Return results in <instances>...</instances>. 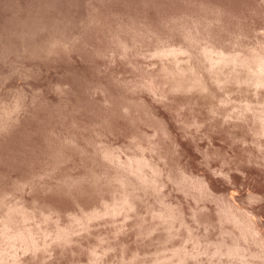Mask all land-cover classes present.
<instances>
[{
    "label": "rangeland",
    "instance_id": "1",
    "mask_svg": "<svg viewBox=\"0 0 264 264\" xmlns=\"http://www.w3.org/2000/svg\"><path fill=\"white\" fill-rule=\"evenodd\" d=\"M261 26L264 0H0V264H264V102L258 110L259 88L250 82L256 87L247 89L248 59L241 58L252 48L255 60L247 55L257 64L251 68L252 62L249 69L258 68L264 55ZM250 35L254 42L259 38L255 35L261 36L262 45L256 44L261 48L254 45L259 40L245 42ZM234 36L254 47L240 46L233 56L232 47H239ZM233 37L236 45H226ZM219 50L236 61L243 59L242 67L224 55L229 64L241 67L228 66L221 58L227 64L223 69L246 74L243 85L237 78L239 91L248 90L247 96L253 94L256 101L245 91L236 95L253 101L240 100L239 105L235 75L232 80L227 73L235 83L224 82L226 73L215 63L220 59L214 57L223 56ZM178 53L187 56L184 60H198L193 69L202 71L195 76L199 80L201 74L204 86L215 80L214 90L223 82L230 88L238 85L226 90L225 84L226 94L212 90L227 96L230 89L234 98L213 94L209 102L210 94V99L203 95L211 93L209 84L210 89L202 86L205 91L198 85L195 93L203 92L200 99L211 108L193 101L194 89H183L182 97L190 99L170 98L181 97L166 82L181 81L169 74ZM170 54L177 55L174 59ZM155 57L162 64L171 59L166 60L168 70L162 69L165 77L160 71L166 65L160 68L156 61L158 70ZM193 61L185 60V66L192 68ZM244 66L248 71L237 73ZM215 67L221 77L213 73L218 74ZM203 71L207 77L213 73L215 80H204ZM185 77L188 84L191 77ZM228 97L233 99L229 103ZM249 106L258 109L249 111ZM180 114L195 119L182 116L184 122ZM257 124L261 136L252 128ZM206 125L216 131L225 125L229 135ZM233 125L237 133L242 126L248 127L245 133L255 132L235 136ZM232 132L240 139L233 140ZM249 138L257 140L252 144L259 143L260 151L249 146L254 152H247ZM235 142L243 146L236 148ZM215 146L222 155L237 152V162L227 154H218L223 158L215 162Z\"/></svg>",
    "mask_w": 264,
    "mask_h": 264
},
{
    "label": "bare ground",
    "instance_id": "2",
    "mask_svg": "<svg viewBox=\"0 0 264 264\" xmlns=\"http://www.w3.org/2000/svg\"><path fill=\"white\" fill-rule=\"evenodd\" d=\"M262 26H263V24H262ZM262 26H261V27H262ZM253 28H254V27H253ZM262 28L264 29V27H262ZM262 28H261V29H262ZM250 29H251V28H250ZM261 29H260V31H262ZM258 30H259V29H258ZM246 31H247V30H246ZM249 32H250V31H249ZM249 32H248V33L246 32L247 34H246V33H242V34H240V35H243V34H244V35H245V34L248 35ZM257 32L259 33V31H256V33H257ZM263 32H264V31H262V33H263ZM251 33H253V32H251ZM237 34H238V33H237ZM240 35L238 34V36H240ZM244 35H243V37H244ZM251 35H253V34H251ZM251 35H250L249 37L246 36V37H248V38H246V37L243 38V39H245V40H247V39L249 40V38L251 39V41H245V42H248V43L250 42L249 44H253V43L257 42L258 40L260 41L261 36L255 35L256 38H257V37H259V38H258V40L256 39L257 41L254 42V40L252 39V36H251ZM238 36H234V37H236V40H235V41L238 40V42H239V41L241 40L240 42H241V44H242V43H243V44H242V45H239L240 42H239V44H238V42H237V45H238L239 47L241 46L242 48H243L244 46H246V45L249 46V47H251V46L254 47V45H256V44L259 45V43H261V41H260V42L258 41V42L255 43L254 45H251V46H250V45H248V44H246V43L244 44V41H243L242 39L239 40V37H238ZM234 37L231 38V39H233V40H230V42L225 41V42H226V45H227V43H228V45H229V43H231V44L233 45V44H234V39H235ZM237 37H238V38H237ZM255 37H253V38L255 39ZM241 38H242V37H241ZM229 39H230V38H229ZM227 40H228V39H227ZM252 40H253V41H252ZM262 40H263V39H262ZM231 41H232V42H231ZM263 41H264V40H263ZM223 42H224V41H223ZM263 43H264V42H263ZM223 44H225V43H223ZM234 45H236V42H235ZM257 45H256V46H257ZM261 45H262V43H261ZM230 46H231V45H230ZM219 47H220V45H219ZM231 47H232V46H231ZM239 47L236 46V50L234 49V48H235L234 46L232 47L231 50H233V51H232L233 56H234V54H235V56H236V53H234V51H237V48L240 49V51H241L242 48H241V47L239 48ZM222 48H224V46H223ZM245 48H246V47H245ZM257 48H261V46H260V47L257 46ZM211 49L214 50V48H211ZM217 49H218V48H217ZM248 49H249V48H248ZM248 49L246 48V50H248ZM251 49H252V48H251ZM251 49H249V50L251 51ZM254 49H255V48H254ZM262 49H264L263 46H262ZM224 50H225V49H224ZM224 50H219V51H220V54H221L222 51H223V52H222V54H223V53H224ZM231 50H229V51L231 52ZM209 51H210V50H209ZM215 51H216V49H215ZM240 51L238 50V52H240ZM250 51H245V50H244L243 53L240 52V54L242 53V57H241V58H244V57L246 56L247 58H244V59H248V60H247V61H248V65H247V64H246V65L244 64V65H245L246 68L249 70V73H248V74L250 75L249 78H247L248 76L246 77V78L248 79L247 82H249V83H247V82L245 81L246 79L243 80V83L246 82V86H247V87L250 86V87H248L247 89H249V88L252 89L253 87H256V86H253V87L251 86V85H253V84L255 83V84L257 85V88H259L260 91H261V90L263 89L262 86H264V85H263V84H264V77H263V78L261 77L262 74H263L262 76H264V73H263V72H264V61H263V60H264V55L262 54L263 56H261V57L263 58L262 61L260 60L261 62L258 60V61H259V62H258L259 65H257L258 68L256 69V67H255V70L253 69L254 71L251 72V70H252L251 68H252V67L254 68L256 61H254L255 63L252 61V60H255V59L252 58L253 55L250 56V53H251L253 50H252L251 52H250ZM212 52H213V51L211 50V53H212ZM217 52H218V51H217ZM246 52H247V53H246ZM248 52H249V53H248ZM209 53H210V52H209ZM209 53H208V54H209ZM215 53H216V52H215ZM218 53H219V52H218ZM225 53H227V52L225 51ZM188 54H190V52H189ZM208 54H207V55H208ZM238 54H239V53H238ZM238 54H237V55H238ZM243 54H244V56H243ZM245 54H246V55H245ZM247 54L251 57V59H252L251 61H250V58H248V55H247ZM155 55H156V54H155ZM170 55L174 58L175 55H177V54H174V55H173V54H170ZM178 55H179V53H178ZM181 55H182V54H181ZM186 55H187V53H186ZM217 55H218V54H217ZM217 55H216V56H217ZM224 55H225V54H223V56L218 55V57H217L216 59H215V57H214V60L217 61V59H218V60L220 59V62L218 61V62H215V63H218L219 65L221 64V65H220L221 67H220L219 70H222L224 73H226V71H224V69L226 68L225 66H227V64L225 65V63H226L230 58H233V57H231V56H232L231 54H228L230 57H229L228 55H225V57H224ZM167 56H168V58H171V56H169V55H167ZM189 56H190V55H189ZM189 56H188V57H189ZM194 56H195V55H194ZM209 56H211V55L209 54ZM214 56H215V55H214ZM220 56H221V57H220ZM240 56H241V55H240ZM184 57H187V56H184V55H183V57H180V55H179L178 58H180V60H179L178 58H176V59L179 60V61L177 60L176 63H175V60H176L175 58H174V59H175L174 62H173V61H170L171 59H168V60H167V58H166L167 62L170 61V66H171L172 63H174V67H172V68H171V67L169 68V64H167L166 60H165V63H163V64L166 65V66H164V65L162 64V61H160L159 57H158V58L155 57L156 60H154V62H153V64L155 65V64H156V61H158L157 64L160 63V64H159L160 68L162 67L161 64L164 66L163 68H161V71H160L161 74H162V71L164 70V68H165V70H166V69L168 70V68H169V69H170V73H169V74L173 75L174 77H176V78H178V79H181V81H180V80H179V81L174 80V82H175V81H176V82H175V83L171 82L172 84L170 83L171 80H170L169 82L166 81L167 83H169V86L167 85V86L169 87V89L172 87L173 89H175V92H176V90H177V93H178V94H181V95H180L181 97H177V96L175 97V95H174L175 92L173 91V93H174L173 95H174V96H173V97H170V98H173V99H175V98H176V99H177V98H178V99H179V98H188V99H190L189 97L192 96V98H194L193 101H196V102H197V100H195V99H198L199 102H197V105H199V104H201V103H202L201 105H204V104H205V103H203V102H204V97L202 98L203 100L200 99V98H201L203 95L205 96V93H207L208 95H206L205 97H206V98L209 97V94H210L211 100H209V102H210V101L212 102V101H213L212 99H214V97H216V94H218V91H216L217 93L215 92V94H214V91L217 90V88L219 87V85H221V84H219L218 87L215 86V87H216V88L214 87L215 90L213 89V86H214V85L212 86V84H214V83L218 84V83H217L218 81L216 82V80L214 79L215 77H214L213 75L215 74V75H218V76H216V77H219V76L221 77V75L223 74V73H222V74L219 75V73H220L221 71H220V72L217 71V69L219 68V65H217L218 68L215 67L216 72H218V74H216L215 71H214V72H213L214 74L212 73V74H210V76L207 77V75H209V74H207V72L203 71V73L205 72L206 74H205V73H204V74L202 73V77H203V75H204V77H205V78H203L204 80H206V77L209 79V77H211V76H212V77H211L209 80H210V81L215 80V82L213 81L214 83L211 82L212 84H211V83H210V84L207 83V84H209V85L211 86V88H212V89L210 90V92H211V93L213 92V93L211 94V93L208 92L209 90H208V91H205V90H204L205 88H208L209 85L207 86V84H206L207 87L204 86L205 83H204V85H203V83H202V81H201V74H200V76H199V77H200L199 80L197 79V76H195V73H197V75H198V73L202 72V71H200V69H199L200 72H195V70H194V69H196L195 64L198 65V64H197L198 60L196 59L197 61L194 62L192 58H191L192 60H191L190 58H185V60H190V61H193V62H194L193 67H192V68H189L191 62L189 63V62L186 61V62L188 63L189 66H188V65L185 66V65H186V62H185V60H184ZM190 57H191V56H190ZM195 57H196V56H195ZM198 57H199V56H198ZM212 57H213V56H212ZM222 57H224L225 59H226V57H227V58H229V59L225 60V59L222 58ZM261 57H260V58H261ZM150 58H151V57H150ZM163 58H165V57L163 56ZM163 58H162L161 60H163V62H164V59H163ZM181 58H182V59H181ZM202 58H203V57H202ZM205 58H206V57H205ZM207 58L209 59V57H207ZM221 58H222L223 60H225L226 62L224 63V62L221 60ZM234 58L236 59V57H234ZM234 58H233V59H234ZM237 58H238V57H237ZM255 58H256V57H255ZM147 59H148V58H147ZM151 59H152V58H151ZM157 59H158V60H157ZM211 59H212V58H211ZM235 59H234V61L231 60V59H230L229 61H231V62L233 61V63H234V62L236 63V62L239 61L240 58L238 59V61H236ZM148 60H149V59H148ZM172 60H173V59H172ZM181 60H183L185 63H184V64H181V63H183V61L180 62ZM209 60H210V59H209ZM256 60H257V59H256ZM149 61H150V60H149ZM149 61L146 60V62H149ZM159 61H160V62H159ZM199 61H200V59H199ZM203 61L206 62L204 59H203ZM210 61H211V60H210ZM210 61H209V62H210ZM229 61L227 62V63H228V66L231 65V66L234 67L235 64H234V65H233V63H230V64H229ZM247 61L244 60V62H246V63H247ZM249 61H250V63H249ZM179 62H180V63H179ZM207 62H208V60H207ZM207 62H206V63H207ZM222 62H223V63H222ZM239 62H241V61H239ZM242 62H243V59H242ZM242 62H241V63H242ZM252 62H253V64H254L253 66H251V65H252L251 63H252ZM212 63H213V62H212ZM212 63H211V64H212ZM241 63L239 64V66H237L238 64L235 65V66H236V67H239V68H240L241 66L243 67V63H242V65H241ZM150 64L152 65V60H151ZM157 64H156V66H157ZM175 64H176V65H175ZM200 64H202V62H199V65H200ZM207 64H208V63H207ZM209 64H210V63H209ZM222 64H223V65H222ZM250 64H251V65H250ZM256 64H257V63H256ZM147 65H148V64H147ZM151 65H149V66H151ZM154 65H152V66H154ZM172 65H173V64H172ZM191 65H192V64H191ZM205 65H206V64H205ZM240 65H241V66H240ZM249 65H250V67H251L250 69H249ZM152 66H151V67H152ZM159 66H157L158 70H159ZM167 66H168V68H167ZM194 66H195V68H194ZM202 66H204V65H202ZM210 66H211V65H210ZM214 66H216V65H214ZM214 66H213V67H214ZM245 66H244V68H242V69H244V70L241 69L240 71H237V73H239V72L241 73V71H245V69H246ZM247 66H248V67H247ZM151 67H150V68H151ZM190 67H191V66H190ZM198 67H199V66H198ZM193 68H194V69H193ZM200 68H201V65H200ZM204 68H205V67H204ZM223 68H224V69H223ZM228 68H229V67H228ZM230 68H231V67H230ZM152 69H153V68H152ZM162 69H163V70H162ZM192 69H193V70H192ZM202 69H203V67H202ZM202 69H201V70H202ZM206 69H208V66L206 67ZM211 69H212V67H211ZM231 69H232V68H231ZM231 69H228L229 71H228V70H227V71L230 72ZM236 69H237V68H236ZM236 69L233 68V71L230 72V74H231V73L233 74V75L231 74V75H232V80H233V76H234V75H235V76L238 75V74H236V73H233L234 70H236ZM247 69H246V71H248ZM156 70H157V69H155L154 72H156L157 75L154 74V76H158V74H159L158 71H156ZM209 70H210V69H209ZM209 70H208V71H209ZM238 70H239V69H238ZM196 71H198V68H197ZM212 71H213V69H212ZM209 72L211 73V70H210ZM228 72H227V73H228ZM167 73H168V72H167ZM227 73H226V74H227ZM242 73H243V72H242ZM245 73H247V72H245ZM161 74H160V75H161ZM226 74H225V75H226ZM228 74H229V73H228ZM228 74H227V75H228ZM248 74H247V75H248ZM162 75H163V77H165V76H164V72H163ZM205 75H206V76H205ZM225 75H222V76L226 77ZM240 75H242L243 78L246 76V74H245V75H244V74H240ZM185 76L191 77V80H189L190 78L188 79V80L190 81V82L188 81V82H189L188 84H186V83L184 84L185 81H183V80H184V77H185ZM228 76H229V75H228ZM235 76H234V79L236 78V80H234L235 82L238 83L239 80H240V82L242 81V76H239V75H238L237 77H235ZM160 77H161V76H160ZM163 77H162V78H163ZM169 77L171 78L170 75H169ZM188 77H187V78H188ZM224 77H222V79H223V80H224V79L226 80L227 78H224ZM229 77H230V78H229ZM229 77H228L229 79H227L226 81L224 80V82H227L228 80L232 81V80H231V76H229ZM240 77H241V78H240ZM151 78H152V76H151ZM151 78H149V79H150V80L154 79V78H152V79H151ZM162 78H160V79H162ZM170 78H169V79H170ZM185 78H186V77H185ZM193 78H194V79H193ZM195 78H196V79H195ZM212 78H213V79H212ZM237 78H238L239 80H238ZM178 79H177V80H178ZM203 79H202V80H203ZM211 79H212V80H211ZM217 79H218V78H217ZM220 79H221V78H220ZM150 80H149V83L151 82ZM185 80H186V79H185ZM196 80H197V81H196ZM209 80H208V81H209ZM153 81H154V82H153ZM153 81H152L151 83H155V80H153ZM157 81H159V80L157 79L156 82H157ZM186 81H187V80H186ZM198 81H201L200 83H202V85H200ZM234 81H232V82L235 83ZM160 82H162V80H160L159 83H160ZM166 82H165V84H166ZM181 82H183V83L181 84ZM196 82H198V83H196ZM206 82H207V81H206ZM221 82H222V80H221ZM221 82H219V83H221ZM224 82H223V84H224V85L226 84V85H225V89H226V88H227V89L230 88V86H229V87L227 86V85H230V84H227V83H229V81H228L227 83H224ZM232 82H231V83H232ZM250 82H252L253 84L251 83V85H250ZM237 83H236V84H237ZM241 83H242V82H241ZM243 83L240 84V85H243ZM155 84H156V83H155ZM162 84L164 85V82H162ZM170 84H171V86H170ZM216 84H215V85H216ZM248 84H249V85H248ZM255 84H254V85H255ZM157 85H158V84H157ZM157 85H156V86H157ZM163 85H162V86H163ZM198 85L201 86V87H202V86L205 87V88L202 87V89H203L205 92H204L203 95L201 94V93H203V92H200V95H201V96L198 95L199 93L196 94L197 92H199V91H198L199 89L196 90L197 92L195 93V88L197 89V88H198ZM224 85H223V87H224ZM232 85H233V84H232ZM232 85H231V86H232ZM238 85H239V83H238ZM238 85H234V86H232L230 89H232V88L235 89V87L238 86ZM240 85L238 86V89H237L239 93L237 92L236 89L234 90V92L236 91V93H235V96H236V97L238 96V95H236V94H239V95H240V94H242L243 92L246 91V90H243V92L240 93L241 90L239 89V87L242 89V87H241ZM258 85H259L260 87H262V89H261L260 87H258ZM261 85H262V86H261ZM156 86H155V88L158 87V86H157V87H156ZM210 86H209V87H210ZM152 87H154L153 84H152ZM168 87H165V88L168 89ZM223 87H221V89L218 88V90L220 89V90H222V92L219 90L220 93H224V94H226L225 92H223V91H225V89L223 90ZM161 88H162V87H161ZM165 88H162V89H165ZM243 88H246V87H245V84H244ZM257 88H256V89H257ZM157 89H158V88H157ZM157 89H156V90H157ZM169 89H168V90H169ZM183 89H184V90H187V91L190 90V92L193 91L192 89H194V93H193V94H195L196 96H200V97L195 98V96L192 94V92H191V95H190L189 97H187V96L182 97V95H184L185 92H186V91H184ZM208 89H210V88H208ZM227 89H226V90H227ZM230 89H229L228 91H229V92L231 91V94H229V92H227V94H228L227 96L233 94V97H232V96H231V97L234 98V93H232L233 91L230 90ZM256 89H254V90H256ZM259 89H257L258 91L256 90L255 92H258L257 95H261V96H259V97L256 95L257 98L261 99L260 97H262L263 94H259V92H260ZM158 90L161 91V89H158ZM181 90L184 91L183 94H182V92L179 93V91H181ZM203 90H202V91H203ZM212 90H214V91H212ZM239 90H240V91H239ZM254 90H251V91L253 92ZM165 91H167V90H165ZM200 91H201V90H200ZM247 91H248V90H247ZM247 91H246V93H245L246 96L248 95V94H247V93H248ZM161 92H163V90H162ZM190 92H187L186 95H187L188 93H190ZM249 92H250V89H249ZM255 92H253V93H254V96H255ZM261 92L264 93V90H262ZM261 92H260V93H261ZM164 93H166V92H164ZM177 93H176V94H177ZM220 93H219L218 95H219V96H220V95L222 96L223 94H220ZM178 94H177V95H178ZM213 94L215 95L214 97H212ZM249 94H251V93H249ZM166 95H167V93H166ZM218 95H217V96H218ZM242 95L244 96V94H242ZM167 96H168V95H167ZM169 96H172V94L169 95ZM219 96H218V98H219V100H220V101H219V104H220L222 98H220L221 96H220V97H219ZM225 96H226V95H223V97H225ZM227 96H226V98H227ZM246 96H245V98H246ZM252 96H253V94H251V97H250V96H249V97L252 98V99H254V97H252ZM210 97H209L208 99H210ZM236 97H235V99H236ZM240 97H241V96H240ZM249 97L247 96V98H249ZM232 98H230V99H232ZM243 98H244V97H243ZM243 98H242V99H241V98L239 99V96L237 97V99H239V101H237V102H238V103L240 102L239 105H241V103H242L243 101H245V100H246V103H249V104H250L251 102H248V101H253V100H248V101H247V99H243ZM255 98H256V97H255ZM257 98H256V99H257ZM208 99H206L205 102H208V101H207ZM216 99H217V98H216ZM216 99H215V101H216ZM228 99H229V97H228ZM230 99L227 101V103L231 102ZM235 99H234V100H235ZM237 99H236V100H237ZM259 99H258V100H259ZM263 99H264V96H263ZM182 100H185V99H182ZM182 100H179V101H182ZM186 100H187V99H186ZM186 100L183 101V102H186ZM224 100H225V99H224ZM224 100H223V101H224ZM226 100H227V99H226ZM232 100H233V99H232ZM240 100H241L242 102H241ZM254 100H255V99H254ZM258 100H257V101H258ZM187 101H188V100H187ZM215 101H214V102H215ZM255 101H256V100H255ZM255 101H254V102H255ZM257 101H256L255 103H256V104L258 103V105H256V104H255V105H256V107H257V106H258V107L261 106L260 109H258V108H256V107H255V109H254L253 106H249V108L252 107V109H250V110L248 109V107H247L246 109H248L249 111H251V110H253V109H254V110L258 109V110L262 111V105H259V104H260L261 102H262V104H263L264 100H263V101L260 100V101H258V102H257ZM188 102H189V101H188ZM200 102H201V103H200ZM224 102H225V101H224ZM232 102H233V101H232ZM237 102H236V103H237ZM254 102H253V103H254ZM259 102H260V103H259ZM190 103H192L191 100H190ZM194 103H195V102H194ZM198 103H199V104H198ZM216 103H218V101H216ZM216 103H214L215 105H213L212 108L215 107L214 109H217V108H216V106H217ZM222 103H223V102H222ZM222 103H221V104H222ZM238 103H237V104H238ZM253 103H252V104H253ZM206 104H207L208 106L210 105L209 103H206ZM219 104H218V106H219ZM243 104H245V102H244ZM252 104H251V105H252ZM192 105H193V103H192ZM201 105H200V106H201ZM207 105H204V106L208 107ZM226 105H227V104H226ZM226 105H225V103H224L225 108H226ZM228 105H229V104H228ZM228 105H227V106H228ZM231 105H232V108H233V105H234V104H231ZM246 105L248 106V104H246ZM246 105H243V109H244V106H246ZM200 106H199V108H200ZM204 106H203L204 110H202V107H201L200 109H201L203 112H207V111L209 112V110L205 109L206 107H204ZM211 106H212V105H210L209 108H211ZM221 106H222V105H221ZM224 106H223V107H224ZM229 106H230V105H229ZM229 106H228V107H229ZM193 107H195V106L193 105ZM196 107H198V106H196ZM223 107H222V108H223ZM228 107H227V109H229ZM230 107H231V106H230ZM234 107H236V106H234ZM218 108L220 109L221 107H218ZM225 108H223V109H225ZM232 108H230V110H232ZM195 109H196V108H195ZM197 109H198V108H197ZM200 109H198V110H200ZM219 109H218V111H219ZM246 109H245V110H246ZM206 110H207V111H206ZM220 110L222 111V109H220ZM234 110H236V109L234 108ZM237 110H238V109H237ZM239 110H240V109H239ZM241 110H242V109H241ZM248 110H247V112H249ZM258 110H257V111H258ZM210 111H211V110H210ZM214 111H215V110H214ZM216 111H217V110H216ZM221 111H220V112H221ZM223 111L225 112V111H227V110H223ZM263 111H264V110H263ZM224 112H222V113L224 114ZM227 112H228V113L225 112V114H229V113H230L229 110H228ZM232 112H233V111H232ZM235 112H238V111H235ZM239 112H240V111H239ZM254 112H255V111H254ZM212 113H213V112H212ZM240 113H244V112L241 111ZM258 113H259V112H258ZM258 113H257V114H258ZM260 113H261V112H260ZM262 113H263V112H262ZM232 114H233V113H232ZM234 114H235V113H234ZM234 114H233V115H234ZM244 114H245V113H244ZM247 114H248V113H247ZM247 114H246V115H247ZM233 115H232V116H233ZM235 115H236V117H237L238 113L235 114ZM240 115H242V114H240ZM240 115H238V118H240V117H239ZM258 115H260V114H258ZM258 115H257V116H258ZM262 115L264 116V114H262ZM178 116H179V115H178ZM182 116H183V115H182ZM182 116H181V114H180V117H181V118H182ZM190 116H193V117H194V115H190ZM190 116L188 115L187 118H190L191 120H192V119H195V118H192V117H190ZM196 116H197V115L195 114V117H196ZM243 116H244V115H243ZM197 117H199V116H197ZM233 117H234V116H233ZM246 117H247V118H252L253 116H252V117H250V116H249V117L246 116ZM183 118H186L185 115L183 116ZM183 118L181 119V121H184V120H185V119H183ZM187 118H186V120H187ZM242 118H244V117H242ZM255 118L258 119V117H255ZM255 118H253V119L256 120ZM259 118H261V117H259ZM198 119H200V118H198ZM198 119H197V120H198ZM263 119H264V117H263ZM186 120H185V121H186ZM238 120L240 121V119H238ZM258 120H259V119H258ZM185 121H184V122H185ZM194 121H195V120H194ZM249 121L253 122L252 119H249ZM186 122H187V121H186ZM189 122H190V120H189ZM196 122H198V121H196ZM196 122H193L194 125L196 124ZM199 122H202V121H199ZM245 122H246V124H247L248 120L246 121V119H245L244 123H245ZM262 122H263V120H262ZM202 123H203V122H202ZM202 123H201V124H202ZM255 123H257V121H256ZM258 123L260 124V121H258ZM263 123H264V122H263ZM188 124H190V123H188ZM198 124H199V123H198ZM248 124H249V123H248ZM252 124H254V122H253ZM259 124H257L256 127H252V128H256V132H255V130L253 131V129H251V130L253 131L252 133L255 132L256 135H260V136H261V132H264V130L262 129V127H261ZM261 124H262V123H261ZM190 125H191V124H190ZM194 125L192 124L191 126H193V128H194ZM225 125H226V124H225ZM225 125H223L224 128H225ZM238 125H239V124L236 125V130L238 129V127H239V128L241 127V125H240V126H238ZM249 125H250V124H249ZM203 126H205V124H204ZM206 126H208V127H207L208 129H210V130H214L215 132H217V131L219 132V131H220V130H218V129H220V128H218L219 126L216 127V129L218 128L217 131L215 130V128H214L213 126H212V127H213L214 129H211L212 127H210L209 125H206ZM228 126H231V124H230V125L228 124ZM237 126H238V127H237ZM251 126H252V125H251ZM253 126H254V125H253ZM258 126H260L261 128H257ZM262 126H263V124H262ZM201 127H202V125H201ZM201 127H200V128H201ZM209 127H210V128H209ZM220 127H221V126H220ZM233 127H234V128H233V129H234L233 131H235L236 133H237L238 130H240V129H238V130L236 131L234 125H233ZM242 127H243L244 129L241 130L240 132H242V131L244 132L246 126H245V127L242 126ZM191 128H192V127H191ZM193 128H192V129H193ZM197 128L200 129L199 127H197ZM197 128H196V131H197ZM207 128H206V129H207ZM224 128L221 127V129H222L221 131H223V133H225V134L227 133V135H229V133L227 132V130H225ZM250 128H251V127H249V129H250ZM192 129H191V131H195V130H194L195 128H194L193 130H192ZM208 129H207V130H208ZM223 129H224L226 132H225ZM241 129H242V128H241ZM257 129H262L263 131H261L260 133L258 132L259 134H257V131H258ZM202 130H203V129H202ZM202 130H200V131H202ZM230 130H231V129H230ZM246 130H248V127H246ZM246 130H245V131H246ZM200 131H198L199 134H200ZM203 131H205L206 134H207L208 136L210 135V134H208L207 131L205 130V127H204V130H203ZM221 131L219 132V135L222 136V134H220ZM249 131H250V130H249ZM259 131H260V130H259ZM205 132H204V133H205ZM229 132H230V131H229ZM240 132H239V133H240ZM243 132H242L241 134H243ZM247 132H248V131H247ZM247 132H246V133H247ZM193 133L196 134L197 132H196V133H195V132H192L191 134L193 135ZM204 133H203V134H204ZM209 133H210V131H209ZM230 133H231V132H230ZM232 133H233V134L230 135V137L234 136V132H232ZM236 133H235V134H236ZM239 133H237L235 136H239V135H238ZM244 133H245V132H244ZM246 133H245V135H247L249 132H248L247 134H246ZM252 133H251V134H252ZM203 134H202V132H201V135H203ZM215 134H217V133H215ZM251 134H248V135H250V137H251V136H252ZM211 135H213V133H211ZM217 135H218V134H217ZM227 135H225V136L228 137ZM215 136H216V135H215ZM225 136H224V134H223V137H225ZM235 136H234V137H235ZM240 136H242V135H240ZM243 136H244V135H243ZM253 136H254V135H253ZM260 136H259V137H260ZM262 136H263V137H262V140H263V138H264V134H262ZM210 137H211V136H210ZM216 137H218V136H216ZM223 137H221V138H223ZM226 137H225V138H226ZM230 137H228V138L230 139ZM245 137H247V136H245ZM248 137H249V136H248ZM254 137H255V136H254ZM225 138H223L224 141H225ZM232 138H233V137H232ZM214 139H216V138H214ZM214 139H213V140H214ZM229 139H228V140H229ZM235 139H236V137H235L233 140H235ZM239 139H240V137L237 138V140H239ZM256 139H259V138L257 137ZM217 140H220V138H218ZM226 140H227V138H226ZM237 140H235V141H237ZM243 140H245L244 137H243L242 141H243ZM249 140H251V142H249ZM249 140H248V142H249L251 145H248V146H247V147L249 148V151H247V152L250 154V153H252V152H254V151L250 152V148H251V147H249V146H255V145L252 144V142H253V140L257 142V140H255V138H254L253 140L249 138ZM259 140H260V139H259ZM221 141H222V140H221ZM231 141H232V139H231ZM242 141H240V142H242ZM263 141H264V140H263ZM263 141L260 140L261 145L264 144V143H262ZM216 142H217V141H216ZM227 142H228V141H227ZM256 142H254V143L256 144ZM258 142H259V141H258ZM219 143H220V142H219ZM235 143H236V145H235ZM235 143H234V144L232 143V144L234 145V147L236 146V148H239V147H237V144H238L239 142H238V143L235 142ZM244 143H247L246 140H245ZM232 144H229V145L231 146ZM240 144H241V143H240ZM240 144H238V145H240ZM257 144H258L259 147H260V144H259V143H257ZM215 145H217V144H215ZM241 145L243 146V144H241ZM246 145H247V144H245V146H246ZM258 145H257V146H258ZM212 146H213V144H212ZM217 146H219V145H217ZM220 146H221V145H220ZM220 146H219V147H220ZM223 146H224V145H223ZM257 146H255V147L253 148V150L256 149ZM228 147H229V146H228ZM231 147H232V146H231ZM262 147H264V145H263ZM262 147H261V150L264 149V148H262ZM212 148H213V147H212ZM241 148H243V147H241ZM214 149H216L215 151H217L216 146L214 147ZM219 149H220V148H219ZM224 149H225V148H224ZM233 149H234V148H233ZM244 149H246V147H244ZM244 149H242L243 151L241 152V154H244V153H243V152H244ZM257 149L260 151V149H259L258 147H257ZM211 150H212V149H211ZM211 150H210V152H212ZM221 150H223L222 147H221V149H220V152H221ZM226 150H227V149H226ZM226 150H225V151H226ZM230 150H231V151H234V150H232V149H230ZM230 150L228 149V151H230ZM235 150H236V149H235ZM238 150H241V149H238ZM251 150H252V148H251ZM215 151H214V152H215ZM214 152H213V154L211 153L212 156L216 153V152H215V153H214ZM223 152H224V150H223L221 153H223ZM263 152H264V151H263ZM208 153H209V152H208ZM224 153H225V155L227 154V155H226V156H227V159L231 160L230 156L233 155V154L236 155L237 152H236V153L233 152V154H232V152H231V153L224 152ZM239 153H240V151H239ZM245 153H246V152H245ZM248 153H246V154L248 155ZM257 153H258V152H257ZM218 154H220V153L217 151V156H216V154H215V156H213V157H215V160H216L215 162H217V161L219 162L220 158H223V157H220V158H219V157H218ZM228 154H230V155H228ZM241 154H240V155H241ZM211 155H210L209 160L211 159ZM220 155H222V154H220ZM220 155H219V156H220ZM225 155L223 154L222 156H225ZM235 155H233L232 157L234 158ZM237 155H238V153H237ZM226 156H225V157H226ZM228 156H229V157H228ZM236 157H237V156H236ZM236 157H235V158H236ZM241 157H242V155H241ZM244 157H245V156H244ZM249 157H250V156H249ZM207 158H208V157H207ZM218 158H219V159H218ZM242 158H243V157H242ZM213 159H214V158H213ZM217 159H218V160H217ZM252 159H253V158H252ZM211 160H212V159H211ZM211 160H210V161H211ZM222 160H223V159H222ZM222 160H221V161H222ZM237 160H238V159L236 158V161H235V162H237ZM244 160H245V159H244ZM244 160H243V162H244ZM258 160H259V159H258ZM212 161L214 162V160H212ZM221 161H220V162H221ZM224 161H225V159H224ZM224 161H223V162H224ZM246 161L248 162L249 160L246 159ZM250 161H251V160H250ZM213 162H212V163H213ZM215 162H214V163H215ZM228 162H230V161H228ZM231 162H234L233 159L231 160ZM238 162H239V161H238ZM240 162H241V161H240ZM247 162H245V163H247ZM229 164H230V163H229ZM229 164H228V166H229ZM234 164H235V163H234ZM145 165H146V164H145ZM223 165H224V164H223ZM142 166H144V165H142ZM142 166H141V167H142ZM148 167H149V166H148ZM234 167H235V166H234ZM237 167H238V166H237ZM143 168H144V167H143ZM146 168H147V167H146ZM146 168H145L146 173H149L150 171H148ZM240 168H241V167H240ZM138 169H139V167H138ZM149 169H150V168H149ZM248 169H249V168H248ZM140 170H141V169H140ZM143 170H144V169H143ZM143 170H142V172L144 173L145 170H144V171H143ZM135 171H136V170H135ZM138 171H139V170H137V172H138ZM147 171H148V172H147ZM140 172H141V171H140ZM139 174H141V173H139ZM147 175H148V174H147ZM145 177H146V176H145ZM101 207H102V206H101ZM90 212H91V211H90ZM93 212H94V211H93ZM93 212H92V213H93ZM25 214H26V213H25ZM25 214H24V216H25ZM110 214H111V213H110ZM29 215H30V214H29ZM54 215H55V214H54ZM87 215H88V214H87ZM89 215H90V214H89ZM91 216H92V215H91ZM26 217H27V216H26ZM26 217H25V218H26ZM34 217H35V216H34ZM112 217H113V216H112ZM31 218H32V216H31ZM22 219H23V218H22ZM33 219H34V218H33ZM29 221H30V220H29ZM34 221H35V219H34ZM17 225H18V224H17ZM18 226H19V225H18ZM33 226H34V225H33ZM29 227H30V226H29ZM0 231H1V230H0ZM5 231H6V230H5ZM7 231H8V230H7ZM14 231H15V230H14ZM14 231H12V232H14ZM19 231H20V230H19ZM233 231H234V230H233ZM236 231H237V230H235V232H236ZM235 232H234V233H235ZM7 233H9V232H7ZM237 233H238V231H237ZM239 233H240V232H239ZM1 235H2V234H1ZM4 235H5V234H4ZM234 235H235V234H234ZM2 236H3V235H2ZM236 236H237V235H236ZM0 237H1V236H0ZM240 237H241V236H240ZM240 237H239V238H240ZM5 239H6V238H5ZM8 240H9V239H8ZM14 240H15V239H14ZM21 240H22V239H21ZM2 241H3V240H2ZM5 241H6V240H5ZM12 242H13V241H12ZM12 242H11V243H12ZM16 242H17V241H16ZM6 243H7V241H6ZM9 244H10V243H9ZM21 244H22V242H21ZM4 245H5V244H4ZM6 245H7V244H6ZM17 245H18V244H17ZM10 246H13V245H10ZM10 246H9V247H10ZM13 247H15V246H13Z\"/></svg>",
    "mask_w": 264,
    "mask_h": 264
}]
</instances>
